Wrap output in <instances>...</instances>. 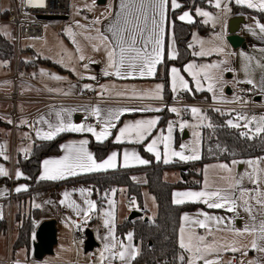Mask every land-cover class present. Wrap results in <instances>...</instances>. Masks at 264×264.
<instances>
[{"label": "snow or ice", "instance_id": "1", "mask_svg": "<svg viewBox=\"0 0 264 264\" xmlns=\"http://www.w3.org/2000/svg\"><path fill=\"white\" fill-rule=\"evenodd\" d=\"M24 3L26 7L32 8L45 6V0H24ZM208 3L217 9H223L225 12L230 11L223 0H208ZM235 3L249 9L264 12V0H235ZM96 4L97 0H92L91 5H86L88 11L94 12ZM119 9L118 12H114L112 6L107 5L105 11L101 12L90 22L91 26L81 24L80 21H76V26L84 29L81 35L84 40L90 42L93 52H104L106 61L101 74L105 77L115 76L120 79L135 78L137 76L140 78L154 77L158 72V65L165 63L166 59H177L173 45H167V49L165 47V24L170 12H179L175 16V19L187 24L197 23L195 17L203 18L202 22L204 24H208L209 21L215 22L216 19L209 11L201 7H195L194 15L190 10L180 11L184 9V5L180 0H120ZM104 21L109 22L106 26L100 27ZM256 28L259 29L260 34L264 35V23L257 21ZM65 32L72 39V43L76 45L77 59L79 61L87 60L86 63H83L85 70L89 69L90 64L99 63V61L85 56L84 50L76 40V34L71 27L67 28ZM93 32H95V35L92 34ZM253 35H256V33L253 32ZM32 39L36 38L33 37ZM217 39H222V37L217 36ZM193 40L194 42L197 41L195 34H193ZM198 42L200 44V50L198 51L195 49L193 43L188 45L192 49L191 54L194 57H204L210 55L212 52L224 53V47L222 46L206 49L204 41L200 40ZM240 56L247 60L249 64L254 59L251 56H246L243 52L240 53ZM262 61H264V57L256 61V67L260 70L262 76H264V62ZM56 62L60 64L64 63L63 59ZM249 64L244 65V72L249 78L245 80L234 79V86L235 84H248L252 86L248 91H252L257 88V83L251 78ZM227 65V60H220L217 63L211 64L189 62L184 65L182 70L173 66L168 69L171 91L176 94L193 91L189 80L182 74L183 72L188 77H191V81L195 84L196 92H211L215 101L217 100L216 92L219 91L222 95L223 87L227 83L223 78V73L234 71V69ZM69 70L75 72L74 68H70ZM40 75L47 74L41 70ZM78 75L80 79L97 80L96 75H88L86 77L83 74ZM50 78L54 80L65 79L54 74ZM205 82L207 83V88L204 87ZM83 88L92 90V85L84 84ZM100 89L101 92L99 94L103 95L104 91L107 90V86L100 85ZM163 90V84H156L149 98L163 100ZM48 91L57 90L49 88ZM259 91L264 93V79H262L259 86ZM64 94L67 95L69 93L66 92ZM117 95H124V93H117ZM225 102L247 104L249 101L244 100L242 96L234 95L231 101ZM163 110L161 107H124L115 111L108 110L107 117L105 118L101 115L102 110L99 107L85 108L84 111L88 112L89 115L97 117L100 125L98 130L92 124L73 123L71 114L76 109L69 110L62 108L55 112L57 118L55 124L46 120L44 116H40L35 121V124H47L48 131L35 128L34 125H30V127L34 128L36 137L41 140H53L56 136L65 132L90 133L97 142L103 143L113 135L112 129L117 128L115 121H119L120 117L125 113L160 112ZM167 110L176 113L178 116L181 111L176 107H170ZM213 110L220 112L221 115L225 114L220 108ZM190 111L192 116L199 120L200 124L193 126L186 120L181 121L179 122L181 130L189 127H199L206 119V116L202 114V110L199 107L193 106L190 108ZM232 111L235 110L233 109ZM64 113H67V119L64 118ZM0 119H6L8 124L14 123L13 120L5 117H0ZM85 119L87 120V116ZM158 123L159 117L138 119L125 123L122 127L118 128L113 142L116 144L127 142L142 145L145 152L150 153L157 162H162L166 165L173 162L171 159L173 157L185 162L201 159L195 147L190 149L191 154H186V150L189 148L186 144H181L179 151L172 148L173 121H169L167 125V135L163 131H160L158 134L153 133V129L157 127ZM225 123L228 127L239 130L240 137L249 140L264 134V115L249 117L246 114L237 113L234 118L227 119ZM20 124L28 125V121L21 119ZM250 125L254 127L250 128ZM205 126L208 128L213 127L211 123ZM24 135L27 137L28 134L25 133ZM193 136L199 138L200 133L194 130ZM88 143L87 139H82L78 142L71 141L68 144L61 145L60 147L65 154L56 159L44 160L38 180H66L69 177H77L85 173L106 172L118 166L129 168L135 165H148L150 163L149 160L142 158L138 152L128 150H125L122 154V163L119 161V154L117 152H112L106 159L97 161L94 155L88 151ZM160 145H163L162 149ZM20 151L28 153L29 150L21 149ZM0 157H3L5 160L9 159L6 154V146L2 144H0ZM240 164H246L250 171L244 173L235 172V167ZM262 164H264V157L249 160L233 159L231 165L221 163L212 166L218 168L221 173L218 176V182L209 181L208 170L205 168V181L201 190L173 192L172 203L174 205H183L185 203L203 204L206 205L207 209H223L237 216L239 215V210L242 208L248 214V222L245 223L243 228H236L231 219L226 223L225 217L212 215L206 211H199L194 217L188 213L183 214L180 218L177 236V246L180 251L176 259L179 264H236L235 257L225 262L222 254L225 252L240 253L242 256L247 257L249 250H255L264 254V167H261ZM0 177L10 178L9 172L3 165H0ZM15 177L17 180L21 178L25 180L30 179V177L24 176L20 170L16 171ZM245 178L255 187L251 189L243 187L242 182ZM220 183L224 186H220ZM25 191H28L25 185H19L15 188V192L17 193ZM78 191L83 197V204L86 207H81L76 200L72 199L73 193L70 191L62 193L63 199L59 203L72 209L77 216L83 217L80 223L72 221L77 230H83L88 220L91 219L92 213L97 211L98 203L89 198L93 191L91 188H81ZM116 191L117 189H111L113 195ZM3 194L4 192L0 190V195ZM105 198H107V194ZM108 205L110 210L105 211L103 214L105 217L103 225L107 230V234L101 238L103 247L99 250V256L94 264H113V261L116 260L120 261V264H133V261L140 255L139 247L132 243L134 233L129 231L123 240L117 237L114 210L115 201L108 199ZM130 205L136 206L135 198L130 200ZM34 206L40 207L39 204H35ZM135 210L140 211L139 207H136ZM2 218V214H0V219ZM198 229H203V234ZM223 231L230 232L237 239H233L230 242H221L216 238V233ZM240 237H250L251 239L248 244H242L238 239ZM80 243H83V241H80ZM13 264H20V262L14 261ZM239 264H245V262L241 260ZM247 264H258V261L248 260Z\"/></svg>", "mask_w": 264, "mask_h": 264}, {"label": "crops", "instance_id": "2", "mask_svg": "<svg viewBox=\"0 0 264 264\" xmlns=\"http://www.w3.org/2000/svg\"><path fill=\"white\" fill-rule=\"evenodd\" d=\"M224 4L228 6L230 11L225 12L223 9H217L214 6L209 5V7H201L202 9L209 11L214 17H216L215 22L209 21L208 24H204L202 22L203 18L201 17H195L196 20H198L201 24V26L205 29L204 32H200L197 29H192L190 33L189 43H193L195 49L198 51L200 50V44L198 41L202 40L204 41V47L206 49L212 48L214 46H222L224 47V53H217L212 52L210 55L204 56V57H194L192 56V49L188 47V53L190 55V59L184 64L186 65L189 62H195L197 64H211V63H217L220 60H227L228 61V67H231L234 69L233 72H224L223 78L227 82L223 87V94L219 91L216 92L217 100H213V93L208 91H202V92H196L195 91V84L191 81V77H188L186 73L182 74L185 76L186 79L189 80L190 87L193 89L192 92H180L179 94L173 93L171 91V85L169 82V76H168V82H169V92L170 97L169 98H176L180 94H182L186 99L190 98H198L201 100H206L210 102H224L225 101H231L234 97V95H239L236 92V86L238 84H235L234 86V79L235 80H245L249 78L245 72H244V65L249 64V62L245 59H243L240 56V53H244L246 56H251L254 59L249 64V72L251 74V78L255 80L257 83V90H259V86L262 82V79H264V76H262L260 70L256 67V61L261 60L262 57H264V35L259 33V29L256 28V22L259 21L260 23H264V12L257 11L256 9H249L244 6L237 5L235 3V0H223ZM119 3L120 0H106V2L103 4L104 10L107 5L112 6V10L114 12H118L119 9ZM237 6L238 8H246L251 12H241L233 7ZM192 14L195 13V8L190 10ZM107 15V13H105ZM177 13L176 15H178ZM261 14V15H260ZM71 15V9L70 14ZM67 17V19L69 18ZM240 16L243 19V24L239 26L238 35L243 39V44L245 45V48H236L233 49L230 47V45L226 41V37L228 35L227 28H228V22L231 18ZM177 21H179L177 19ZM109 21H104L100 27H104L108 24ZM181 22V21H179ZM184 24H187L185 22H181ZM46 26V25H45ZM44 26V27H45ZM253 32L256 33V35H253ZM193 34L197 37V41L194 42L193 40ZM110 35V34H109ZM217 36H221L222 39H217ZM10 39V37H9ZM11 41V40H10ZM87 44H90L88 42ZM172 44L174 51L178 57V49L176 45V41L174 39L173 33H172V20L170 17H168V20L165 24V47L167 49V45ZM91 45V44H90ZM88 48V47H87ZM32 53V52H31ZM15 54V52H14ZM86 56V55H85ZM96 61H99V63L94 64V69L89 75H96L97 80L96 81H89L86 78L80 79L79 75L80 72L77 71V69L74 68V65H64L59 66L51 63L50 61L41 60L38 59L36 62L34 60L30 62H21V68L20 70H17V65L14 67H10L11 73L6 75L5 77L0 78V84L5 83L3 86H0V95L3 96H11L13 93H15L18 96V100L13 105L11 100H3L0 101V117H5L12 120V115L17 116L16 120L13 124H8L6 122V119H0V125L1 128H5L7 130V136L9 137V156L11 154V149L14 147L16 148L17 143L22 144V148H28L30 152L32 146L34 143L39 144L42 142H46L49 140H41L36 137L35 130L33 127H30V125H34L35 128H41L43 131H48L47 124H35V121L39 119L40 116H44V118L51 123L55 124L57 122V118L55 115V112L60 109H76V111H73L71 114V120L73 123H79V118L81 116H88L93 118L97 121V117L91 116L88 114V112L84 111L83 109L79 108H71V107H54V106H45L42 102L39 101V99L44 96H58V97H68V96H75L78 95L81 91H89L92 92L99 100L100 103L96 107H99L102 112L101 115L105 118L107 117L108 110H117L124 107H130V108H144V106H136L134 105V102L136 101H148L150 94L153 93V90L155 89L156 84H162V82L154 77H135V78H127V79H120L115 76L111 77H105L101 74V70L105 67V55L104 52H93L91 50L90 54L87 55ZM176 60V59H175ZM175 60H169V61H175ZM86 61H79V67L83 66V63H86ZM264 62V61H262ZM36 63L39 65H47L49 68H34L36 66ZM183 66L179 67L175 65L174 63L168 65V69L175 66L177 68L183 69ZM161 65H158L157 67L160 68ZM222 67H224L222 65ZM70 68H74L75 72L70 71ZM167 69V73H168ZM41 70H43L47 75H40ZM159 72H162V69L159 70ZM158 73V72H157ZM35 74V75H34ZM57 75L64 77L63 80H54L51 79V75ZM81 74H83L81 72ZM84 76L86 74H83ZM157 75V74H156ZM168 75V74H167ZM88 76V74L86 75ZM14 77H17L18 81H14ZM84 84H91L92 90H86L83 88ZM100 85H106L107 90L104 91L103 95H100L101 92ZM204 87L207 88V83L205 82ZM56 89L57 91H48V89ZM229 89V92L227 93L226 90ZM69 93L65 95L64 93ZM124 93V95H117V93ZM264 94V93H263ZM163 100L168 99L164 95L163 90ZM240 96V95H239ZM146 99V100H144ZM157 101V100H154ZM160 101V100H159ZM190 110V109H189ZM182 111V110H181ZM161 112V111H160ZM160 112H132V113H125L123 116L120 117L119 121H115L117 123V128L112 129L113 135L108 138V140L112 145V147L106 152L105 156L101 159H106L108 155H110L112 152H117L119 154V161L122 163V154L125 150L128 151H136L140 154V156L144 159H147L150 161L148 165H135L133 167L129 168H123V167H117L115 169H109L106 172L110 171H116V170H130V169H144V168H150L151 166L159 163L155 160V158L150 154L144 151V147L142 145L138 144H130L127 142L116 144L114 143V137L118 132V128L122 127L125 123L135 121L138 119H150L159 117L160 122ZM170 112V111H169ZM216 112V111H214ZM225 114L222 116H225V121L229 118H234L237 113H249L254 115H264V113H250V112H229V111H223ZM205 115V112H203ZM221 115L220 112H217ZM64 118L67 119V113H64ZM188 115V113H187ZM189 117V116H188ZM187 118V117H186ZM21 119H26L28 121V125L20 124ZM224 121V123H225ZM31 122V123H30ZM98 122V121H97ZM17 125H19L17 127ZM226 125V123H225ZM159 123L155 129H153L154 134H158L160 132ZM227 126V125H226ZM100 125L97 127L99 130ZM174 129V128H173ZM235 129V128H234ZM174 137L175 134H179L174 129ZM239 131V130H238ZM25 133H27V137H25ZM67 134L68 137L64 138L59 144H58V151L56 153L49 154L45 156L41 162H40V170L38 173V177L41 174L42 171V162L46 159H56L61 156H63L65 153L61 149V145L68 144L71 141H80L82 139H87L89 141L87 145V149L89 152H91L94 155V151L90 147V141L93 140L95 143H99L95 140V138L90 133H61ZM58 135V136H59ZM264 137V134H261ZM180 136V134H179ZM57 137V136H56ZM183 138H188V132H183ZM180 139V138H179ZM176 147V146H175ZM14 161H17V156H21L23 158V154H21L20 151L16 153V149L14 150ZM27 153V154H28ZM264 156V154L257 155L254 157ZM95 157V155H94ZM96 158V157H95ZM252 158V157H249ZM97 160V161H101ZM238 160V159H237ZM176 163L177 160H174L171 163ZM0 163H5L3 158L0 157ZM14 163V162H13ZM163 165H166L162 162H160ZM169 163V164H171ZM180 163V162H178ZM217 163H227L231 165L230 162H218ZM9 166V174L10 178L6 177H0L2 180L0 181V185L3 186L4 182H7L9 189L6 190L2 197H0V214H2V219H0V222L2 220H7V227L6 232L1 233L0 232V264H13L14 261H19L20 264H94V262L97 260L99 256V250L102 249L103 243H102V237L107 234V230L103 225V219L104 212L109 211V205H108V199H112L115 201V216H116V227L117 225L127 221V218L131 211L135 210L137 206H130L126 205V202L130 200H122V206H120V200H118V195L116 193L113 195L110 193L107 200L103 203L102 209L96 213H92L91 219L88 220V223L84 226L85 229H89L94 236V239L98 243V247L93 248L92 252L85 254L83 252V243L78 242L77 244H74L71 240V229H72V221H75L77 218L83 219L82 216H77L76 213L68 208L66 205H61L59 202L61 199H63L62 193L65 191H70L73 193L72 199L76 200L78 204L81 205V207H86V205L83 204V197L79 193V189H89L91 188L89 185L84 183H77L74 185H65L61 187L52 188L46 191L38 192L33 194L31 197H27V199L24 201V199H21V197L27 193L15 192V188L19 185H25L28 188V185L25 182V179L21 178L19 180L16 179L15 173L17 170H20L19 168H13V164H11L10 159L9 162H7ZM167 164V165H169ZM240 173L243 172V169L245 167L244 164L237 165ZM169 169H166L162 173V180L167 183H175L181 180V174L180 171H178V175L176 176L178 179L177 181H168L164 180L165 173H169ZM98 173H105V172H98ZM98 173H85L81 174L77 177H69L66 180H75L76 178H81L85 175L90 174H98ZM24 176H27L23 173ZM37 177V180H38ZM175 177V178H176ZM202 177H205V174L202 169ZM140 180L143 181V175L139 176ZM66 180H56V181H41V182H52V183H58ZM40 181V180H38ZM204 179L202 178V184H204ZM218 182V181H217ZM251 183H243L242 186L246 188H254L250 186ZM220 186H224L222 183H220ZM201 187V186H200ZM176 192L178 191H188V190H197L196 189H175ZM174 190V191H175ZM178 190V191H177ZM201 190V189H198ZM173 191V192H174ZM8 194V195H7ZM173 194V193H172ZM21 196V197H20ZM92 199V197H89ZM10 200V203H9ZM17 200V206L18 211L14 213V203ZM34 200L36 204H39L40 207H30L27 208L28 202ZM93 200V199H92ZM193 204V203H192ZM199 207L191 212H184L181 214V216L185 213H188L190 216H195V214L199 211H206L209 214L217 215L221 217H225V222L229 219L232 220L233 225L236 228H243L245 223L248 222V214L243 212L239 213L237 216L234 213H228L223 209H207L206 205L198 204ZM144 207V206H143ZM145 209V208H144ZM30 210L37 211V217L34 221L35 226H37L46 220H55L56 221V245L53 247V254L50 256H45L41 261H35L32 257V242L34 241V235L32 236L31 240V248L28 250L27 248H18L15 250H12V244L14 240L16 239L17 231L15 232V224L18 226L17 222L12 221L13 217L18 213H27ZM137 211V210H135ZM140 212V211H138ZM146 212V211H145ZM142 213V212H141ZM157 215L156 213L153 215V217H150L148 213H142V217H146L148 220H153ZM180 216V218H181ZM13 230H14V236H13ZM179 230V228H178ZM133 230L130 228L126 232V234ZM198 231L203 234V229H198ZM125 234V235H126ZM124 235V237H125ZM178 236V233H177ZM216 238L220 240L221 242H230L233 239H237L234 237L230 232L223 231L216 233ZM124 239V238H123ZM242 244H248L250 241L249 238L240 237L238 238ZM126 242V241H125ZM132 243L139 247V245L135 242L133 239ZM236 253L231 252H225L222 254L223 260L227 262L230 259H233ZM241 256L242 260L248 261V260H256L258 261V264H264V254L259 253L255 250H249L248 256H242L240 253H238ZM91 258L93 259L91 261ZM9 261V262H8ZM113 264H120V261L116 260L113 261ZM134 264V261H133Z\"/></svg>", "mask_w": 264, "mask_h": 264}, {"label": "trees", "instance_id": "3", "mask_svg": "<svg viewBox=\"0 0 264 264\" xmlns=\"http://www.w3.org/2000/svg\"><path fill=\"white\" fill-rule=\"evenodd\" d=\"M184 5L183 10H192L195 7H209L208 0H180ZM241 12H251L246 8L233 7ZM176 13H169L172 20V33L176 41L178 49V57L175 61L165 60L160 68L156 78L164 85V95L166 98L170 97L169 82H168V65L174 63L181 67L189 59L188 43L192 29H197L204 32L205 29L197 20L195 24H184L175 19ZM261 15V14H260ZM7 13L2 14L6 18ZM11 32V31H10ZM14 56V47L9 38H5L0 33V59L8 61ZM21 62L17 66L20 70ZM162 69L160 73L159 70ZM161 118L159 125H163L168 119L173 117L167 110L160 112ZM206 121L213 125L212 128L203 126L201 129V150L202 157L199 161L192 163H178L174 162L169 165H163L160 162L144 169H130V170H116L105 173L90 174L76 178L75 180H66L58 183L41 182L37 180L40 170L41 160L52 153L58 151V144L66 137L67 134H62L55 137L53 140L34 143L27 158L17 156V161L13 163V168H19L20 171L30 177L25 180L28 185V191L21 199L24 201L27 197L33 194L46 191L52 188L61 187L65 185H74L77 183H84L91 187L92 199L97 201L98 213L103 203L107 200L111 193V189H117L116 195L122 194L130 200L135 198L136 205L140 212L146 213L143 207L142 189L147 188L155 197L157 203V215L153 220H146L145 217H138L131 221H125L116 227V235L123 240L124 235L128 229H132L134 233V240L139 245L140 255L135 259L134 264H154L160 262L161 264H179L176 257L179 254L177 246V233L180 225V216L184 212L194 211L199 207L198 204L185 203L183 205H174L172 203V193L175 189L181 188H200L202 182V166L209 162H230L233 159H244L264 154V137L258 136L249 140L240 137L239 131L225 125V116L217 112L207 110L205 113ZM207 123V124H208ZM179 134H175V146L178 145ZM109 141L103 143H95L90 141V147L94 151L97 160H101L106 152L112 147ZM166 169H175L180 171L181 180L175 183H167L162 180V173ZM143 175V181L139 176ZM2 179L0 178V181ZM124 190V191H121ZM107 194V198L105 195ZM37 211L30 210L27 213L18 212L12 219L13 223L17 222V235L12 244V250L18 248H31L32 236L35 233V219ZM7 227V220L0 222V232L5 233Z\"/></svg>", "mask_w": 264, "mask_h": 264}, {"label": "rangeland", "instance_id": "4", "mask_svg": "<svg viewBox=\"0 0 264 264\" xmlns=\"http://www.w3.org/2000/svg\"><path fill=\"white\" fill-rule=\"evenodd\" d=\"M92 0H70V9H71V15L69 16L68 19L66 20H58V19H53V20H49L47 21L46 26L43 28V35L40 39H26V38H21L20 40V46L19 49L17 51V59H16V54H14V56L12 57L11 60L5 61L0 59V78L5 77L6 75H8L9 73H11V70L9 68V66L12 68L14 66H18L19 61H23V62H30L32 60H34V62H36L38 59L41 60H46V61H50L53 64H57L59 66H64V65H74V68L77 69L78 72H81L83 74H90L93 69H94V64H90L89 65V69L85 70L83 68V66L79 67V63H78V53L76 52V45H74L72 43V39L66 34L65 30L69 27L72 28L73 32L76 34L75 38L76 40L79 42L80 46L83 48L84 50V54L87 56L90 54L92 48L90 44H87L88 41L84 40L83 36L81 35L82 32H84V29L78 28L76 26V21H80L81 24H86L88 26H91V21L98 16L103 10H104V5H98L96 4V8L95 11H88L86 5H91ZM9 7V2L8 0H0V8L2 10H7ZM79 13V14H77ZM11 28L9 26H2L0 28V33L5 37V38H9L10 37V32ZM86 34V33H85ZM93 35H95V32L92 33ZM88 47V48H87ZM66 50V51H65ZM32 52V53H31ZM89 57V56H87ZM63 59V64L57 63V60ZM34 68H49L47 67V65H39L38 63H36V66ZM85 75V77H86ZM89 80V79H87ZM92 81V80H89ZM5 83L0 84V86H3ZM146 100V99H144ZM147 100H157V99H147ZM194 101V102H201L204 100L198 99V98H190L188 101ZM159 101V100H157ZM162 101V100H160ZM167 110V109H165ZM202 110V109H201ZM168 111V110H167ZM207 110H202V114L204 115L203 112L206 113ZM173 117L168 119V121L166 123H164L163 125L159 126L160 127V131H163L165 135H167V125L169 123V121H173L175 124L178 125V130H176L179 134H180V139L178 141V145L175 147V142H174V133L175 130L173 129V139H172V148H174L175 150L179 151L180 150V145L181 144H186L189 146L188 150H186V154H191L190 149L192 147H195L200 156L202 157V150H201V129L203 126L207 125V121L206 119L204 120L203 124L200 125L199 127H189V128H185L183 130L180 129L179 127V122L181 121H188V123L190 125L196 126L198 124H200L199 120L194 118L191 114V111L189 109H186L183 113L182 111H180V115L178 116L176 113H172ZM188 113V115H187ZM241 114H246L247 116L251 117L254 114H249V113H241ZM183 116H186L187 118L184 119ZM189 116V117H188ZM205 116V115H204ZM257 117H259L258 115H255ZM229 119V118H228ZM241 123H243L241 121ZM254 127L253 125H250V128ZM197 131L200 133L199 138H196L193 136V131ZM186 131L188 132V138H183V132ZM247 131V130H245ZM7 130L5 128H1L0 125V144L5 145L6 146V154L8 155L9 159V137L8 139L6 138L7 136ZM161 149L163 148V145H160ZM13 149H16V153L18 151H20L21 149H29L28 148H22V144L17 143L16 148L13 145ZM21 154H23V151H20ZM16 156V155H15ZM259 157H264V156H259ZM259 157H252V158H244V159H238V160H249V159H257ZM3 158V157H2ZM9 159L4 160L5 163H0V165H3L5 169H7V171L9 172V166L7 164V162H9ZM172 161L177 160V162L180 163H192V162H196L199 160H189L187 162L185 161H180L179 158H171ZM221 163H217V162H209L206 163L202 166L203 172L205 170V168H207L208 172V179L209 181H218V176L221 174L218 168H214L212 166L214 165H219ZM245 167L243 169L244 173L246 171H250V169L248 168V166L246 164H244ZM261 167H264V164L261 165ZM170 171H168L169 173H165L164 175V180H168V181H177V175H178V170L175 169H169ZM235 172L240 173L238 167L236 166L234 169ZM176 177V178H175ZM8 178V177H6ZM205 180V177H202ZM138 182H141V180L135 179ZM243 183H250L247 178H245V180L242 182ZM202 184V183H201ZM204 185V184H203ZM203 185H201L200 188H197V190H192V191H198V189H202ZM251 187L253 186V184L250 185ZM6 190L9 189V186L7 184V182L3 183V186L0 185V190H2L3 192H5ZM181 189H188V188H181ZM192 189V188H190ZM178 191V190H177ZM176 192V190L174 191ZM8 195V194H7ZM0 197H2V195H0ZM154 198V199H153ZM127 200V198L125 196H123L122 194H119L118 196V200H120V206H122V200ZM142 200H143V206L145 208L146 213L149 214L150 217H153V215L156 213L157 210V203L155 200L154 195L147 189V188H143L142 189ZM16 202L14 203V213H16L18 211V206H17V200H15ZM10 203V200H9ZM36 204V202L34 200H32L31 202L29 201L27 204V208L30 207H35L34 205ZM132 207V205H130ZM137 206V205H136ZM243 209L241 208L239 210V213H243ZM15 228V232L17 231V225H14ZM14 230H13V236H14ZM232 255V253H231ZM235 255H239L238 253H236Z\"/></svg>", "mask_w": 264, "mask_h": 264}, {"label": "built area", "instance_id": "5", "mask_svg": "<svg viewBox=\"0 0 264 264\" xmlns=\"http://www.w3.org/2000/svg\"><path fill=\"white\" fill-rule=\"evenodd\" d=\"M9 7L7 10H2L0 8V28L2 26H9L11 28L10 40L14 47V52L17 59V51L20 46L21 38L40 39L43 35V28L47 24V17H68L70 14V0H45V6L41 8H32L26 7L24 0H8ZM6 12V18L2 17V14ZM14 81H18L17 77L13 78ZM252 86L248 84H238L236 86V92L243 97L244 100L249 101L247 104L243 103H224V102H210V101H201L194 102L188 101L182 94L178 97L172 99L168 98L162 101H136L134 105L144 106V107H161L164 110L170 107H176L182 110V113L186 109L191 107H199L204 110H211L215 108H220L222 111L229 112H250V113H264V94L259 90L255 89L248 91ZM11 100L14 105L18 100V96L13 93L11 96L0 95V101ZM45 106H54V107H71L79 109H90L93 106H97L100 103V100L89 91H81L78 95L68 96V97H58V96H48L47 94L42 96L39 99ZM235 111H232V110ZM217 112V111H216ZM12 120L15 121L17 116L12 115ZM81 116L79 118V123L92 124L96 127L99 126V123L91 117ZM186 119V116H183ZM31 123V122H30ZM174 129L177 128V124L174 123ZM28 154L24 153L23 158H27ZM14 152L13 148L11 149L10 162H14ZM129 201L126 202V205H129ZM82 220L77 218L76 223H80ZM85 230H77L73 225L71 229V240L74 244H77L80 241L85 240ZM235 262L239 264L241 261V256L236 255ZM93 259L91 258V261ZM245 264L247 261L243 260ZM9 262V261H8ZM154 264H161L160 262H155Z\"/></svg>", "mask_w": 264, "mask_h": 264}, {"label": "water", "instance_id": "6", "mask_svg": "<svg viewBox=\"0 0 264 264\" xmlns=\"http://www.w3.org/2000/svg\"><path fill=\"white\" fill-rule=\"evenodd\" d=\"M106 0H97L98 5H103ZM66 20L67 17H47L46 20ZM243 24V19L240 16L233 17L228 22L226 37L227 43L233 49L245 48L243 39L238 35L239 26ZM229 92V89L226 90ZM142 213L138 211H131L127 221L141 217ZM146 220H148L145 217ZM85 240L83 241V252L85 254L92 252L93 248L98 247V243L94 239L93 233L89 229H85ZM34 241L32 242V257L35 261H41L45 256L53 254V247L56 245V221L46 220L41 222L34 233Z\"/></svg>", "mask_w": 264, "mask_h": 264}]
</instances>
